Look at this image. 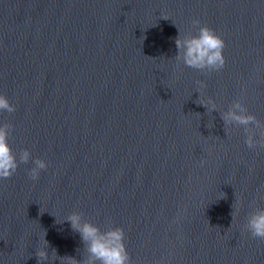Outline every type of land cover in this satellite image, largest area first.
<instances>
[{
  "label": "water",
  "instance_id": "1",
  "mask_svg": "<svg viewBox=\"0 0 264 264\" xmlns=\"http://www.w3.org/2000/svg\"><path fill=\"white\" fill-rule=\"evenodd\" d=\"M194 20L224 40L222 70L173 59ZM0 93L13 152H31L0 181V264H37L45 232L80 260L56 222L73 212L123 228L132 264H264L244 228L264 208V148L200 105L241 100L264 122V0H0Z\"/></svg>",
  "mask_w": 264,
  "mask_h": 264
},
{
  "label": "clouds",
  "instance_id": "2",
  "mask_svg": "<svg viewBox=\"0 0 264 264\" xmlns=\"http://www.w3.org/2000/svg\"><path fill=\"white\" fill-rule=\"evenodd\" d=\"M193 27L197 29L195 35L191 33L182 35L178 30V36L174 41L177 53L173 59L177 63H182L185 67L201 73L222 70L226 64L224 40L217 35L215 30L207 26H200L199 20L193 21ZM196 83L199 88L204 87L203 81ZM197 92L199 93V90ZM200 105L205 107L206 112H218L225 128L242 127L245 133L244 143L250 150L264 148V122L250 114L241 100H234L225 111H220L214 100ZM15 111L16 107L5 95L0 93V114L14 113ZM12 131L13 125L0 122V181L11 178L21 164H28L31 159V152L27 149L22 150L17 158V154L13 152L9 143ZM32 163L34 166L28 170V176L35 182L39 180L41 172L47 169L48 164L39 158ZM255 203L256 201H253V204ZM233 215L232 212V217ZM56 222L58 224L67 222L71 231L79 235L83 245L82 258L77 260L70 256L61 257L54 248L49 253L50 245L45 239V232L43 242H40V247L35 252L37 264H54L57 260L60 261V264H132L125 244L123 228L109 227L102 231L96 224L85 220L83 213L80 212L68 214L59 222L56 218ZM244 228L251 237L264 240V208L255 207L247 216ZM77 251L81 250L77 249Z\"/></svg>",
  "mask_w": 264,
  "mask_h": 264
}]
</instances>
